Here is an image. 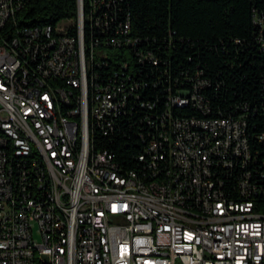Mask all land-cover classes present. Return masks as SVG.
<instances>
[{
  "label": "built area",
  "instance_id": "1",
  "mask_svg": "<svg viewBox=\"0 0 264 264\" xmlns=\"http://www.w3.org/2000/svg\"><path fill=\"white\" fill-rule=\"evenodd\" d=\"M26 2L0 0V264H264V130L244 110L178 116L190 103L210 111L195 84L147 95L132 59L113 65L110 46L132 45L140 66L161 61L129 34L124 0H78L75 19L44 26L18 24ZM136 110L141 175L93 144L96 126L110 133Z\"/></svg>",
  "mask_w": 264,
  "mask_h": 264
},
{
  "label": "trees",
  "instance_id": "2",
  "mask_svg": "<svg viewBox=\"0 0 264 264\" xmlns=\"http://www.w3.org/2000/svg\"><path fill=\"white\" fill-rule=\"evenodd\" d=\"M77 8L78 0H27L16 18L19 25H56L75 19ZM122 9L131 19L129 34L161 61L140 66L132 46H110L111 63L121 55L132 59L136 76L148 82L147 95L167 83L175 92L195 84L210 111L190 103L174 109L176 115L218 117L244 110L251 131L264 130V0H124ZM139 113L119 118L110 133L94 128V147L113 151L126 170L141 169L136 157L145 152L133 124ZM256 199L264 208V195Z\"/></svg>",
  "mask_w": 264,
  "mask_h": 264
},
{
  "label": "bare ground",
  "instance_id": "3",
  "mask_svg": "<svg viewBox=\"0 0 264 264\" xmlns=\"http://www.w3.org/2000/svg\"><path fill=\"white\" fill-rule=\"evenodd\" d=\"M132 46V45H125ZM4 51H12V42L4 41ZM57 52V44H50L44 49V58H53ZM54 86L63 95H67L68 99L76 98L75 88H71L70 85L63 78H54ZM57 115L61 118H71V111L67 109L65 104H58ZM17 160L30 161L31 153L27 151H19L17 153ZM138 168H141L137 166ZM131 175H141V169L126 170ZM133 185H140V178H133ZM212 200H220V193H212ZM264 211H260V218H264ZM98 264H106L105 258H98Z\"/></svg>",
  "mask_w": 264,
  "mask_h": 264
},
{
  "label": "rangeland",
  "instance_id": "4",
  "mask_svg": "<svg viewBox=\"0 0 264 264\" xmlns=\"http://www.w3.org/2000/svg\"><path fill=\"white\" fill-rule=\"evenodd\" d=\"M68 20H69V19H63V20H60V22L63 23V22H66V21H68ZM36 236L39 237V238H41L40 234H36Z\"/></svg>",
  "mask_w": 264,
  "mask_h": 264
}]
</instances>
